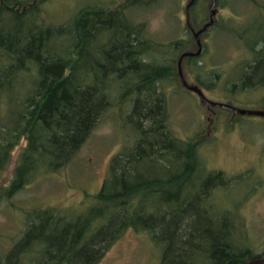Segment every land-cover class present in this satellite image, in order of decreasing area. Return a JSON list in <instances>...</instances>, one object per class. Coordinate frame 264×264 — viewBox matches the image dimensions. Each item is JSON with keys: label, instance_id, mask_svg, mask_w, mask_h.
<instances>
[{"label": "trees", "instance_id": "1", "mask_svg": "<svg viewBox=\"0 0 264 264\" xmlns=\"http://www.w3.org/2000/svg\"><path fill=\"white\" fill-rule=\"evenodd\" d=\"M76 22V50L62 66L45 56L48 50L34 53L33 41L24 43V22L14 28V48L6 56L39 67L38 97L20 87L17 65L4 69L0 183L15 150L24 140L26 145L12 181L0 187V202L69 165L111 108L132 103L126 121L135 141L112 159L100 191L85 193V210L77 215L54 208L26 211L23 234L0 255V264H98L129 230L147 234L160 253L159 264H249L264 258V252L251 249L245 219L213 204L218 191L235 179L223 171L203 174V141L183 140L170 126L161 86L181 82L179 61L195 53L185 50V45L197 48L195 39L162 43L149 38L143 24L104 9L85 11ZM239 34L252 58L237 65L232 77L239 81L231 89L264 87V25ZM204 53L185 57L182 67L194 73L198 87L212 89L221 71L206 68Z\"/></svg>", "mask_w": 264, "mask_h": 264}, {"label": "rangeland", "instance_id": "2", "mask_svg": "<svg viewBox=\"0 0 264 264\" xmlns=\"http://www.w3.org/2000/svg\"><path fill=\"white\" fill-rule=\"evenodd\" d=\"M191 0H0V76L13 65L20 87L36 99L39 67L30 61L9 60L6 53L14 48L19 21L25 23L24 40L33 41L34 53L49 51L57 65L68 62L77 43L76 21L91 9H104L119 17L143 24L148 37L162 43L188 37L186 34L188 4ZM225 25L201 42L207 45L202 63L210 71L219 69L221 79L211 89L198 87L194 73L183 66L189 86L201 89L214 103L239 110L264 111V87L246 92L232 90L237 65L252 55L239 40L245 27L264 25V0H226ZM21 5L20 9H17ZM207 0H197L196 14L205 10ZM210 9L212 1L210 0ZM214 7V6H213ZM217 10V7L215 9ZM91 20V15L87 16ZM216 22V20H215ZM234 29L238 36L234 35ZM252 35H250L251 37ZM188 39V38H186ZM191 52H198L194 47ZM42 52V53H43ZM157 58L161 60L162 54ZM201 61V60H200ZM200 63V62H198ZM183 64V63H182ZM194 67L192 71H197ZM11 74V77H14ZM236 76V75H235ZM209 81V77H207ZM168 103L170 126L183 140L203 141L200 160L203 174L223 171L235 179L228 188L218 191L213 201L219 209L230 210L245 219L251 249L264 252V117L240 116L229 110L206 105L200 96L181 82L166 81L161 86ZM128 102L123 109L111 108L100 120L90 138L64 169L42 177L12 199L0 202V255H4L25 229L26 211L54 208L61 213L78 214L85 210V193L95 194L109 174L112 159L135 141L134 130L126 118L131 112ZM15 150L0 187L10 184L21 150ZM160 253L147 234L129 230L113 244L98 264H159Z\"/></svg>", "mask_w": 264, "mask_h": 264}, {"label": "flooded vegetation", "instance_id": "3", "mask_svg": "<svg viewBox=\"0 0 264 264\" xmlns=\"http://www.w3.org/2000/svg\"><path fill=\"white\" fill-rule=\"evenodd\" d=\"M211 1H212V6H211L212 9H210V5H209L210 0H207V5L201 15H199V13L196 14L195 12L197 0L190 1V3L188 4V9H187L188 11H186L187 30L185 32L189 36L182 39H176L174 41L192 42L195 39L197 49L199 51V44L197 42V37L195 34L199 33L198 38L201 42L202 41L201 38L203 36H206V34L207 36H210L215 29H220L222 26L224 27L225 9L227 7L226 0H211ZM216 7L218 11L215 10ZM201 45H202V49H201V53H202V51L206 50L207 45L205 44L203 46L202 42ZM191 48L193 49V46L185 45V50H189Z\"/></svg>", "mask_w": 264, "mask_h": 264}, {"label": "water", "instance_id": "4", "mask_svg": "<svg viewBox=\"0 0 264 264\" xmlns=\"http://www.w3.org/2000/svg\"><path fill=\"white\" fill-rule=\"evenodd\" d=\"M196 37H197V42L199 44V51L197 53H185L183 55V57L180 59L179 61V65H178V71H179V75H180V79L183 83V85L190 91L198 94L200 96V98L202 99V101L208 105L209 107H213V108H220V109H225V110H229L235 114H239V115H243V116H260V117H264V111H247V110H239L237 108H234L230 105H226V104H219V103H214L212 101H209L203 91L197 87H192V86H189L185 80V77L183 75V67H182V62L184 60L185 57H188V56H197L199 54H201V49H202V45H201V42L199 40V33L198 34H195ZM249 264H264V258H260V259H256L254 261H251Z\"/></svg>", "mask_w": 264, "mask_h": 264}]
</instances>
